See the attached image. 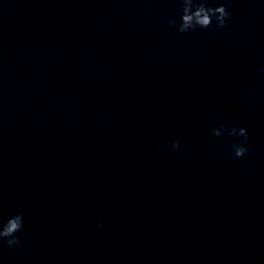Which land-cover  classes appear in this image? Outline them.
Masks as SVG:
<instances>
[{
    "label": "clouds",
    "instance_id": "obj_1",
    "mask_svg": "<svg viewBox=\"0 0 264 264\" xmlns=\"http://www.w3.org/2000/svg\"><path fill=\"white\" fill-rule=\"evenodd\" d=\"M180 20L179 23L175 19L163 18L164 22L172 28H175L179 33L194 32L197 29L206 30L215 24L217 29L227 26V22L231 17L225 5L210 6L209 0H179ZM264 71V69H262ZM213 136H236L243 138L240 143L232 144V153L235 157H243L249 149L245 146L248 140V129L245 127H235L231 125H221L220 128L212 129ZM173 149H179V141L171 142ZM102 227V225H97ZM24 230L23 213H18L7 219L6 222H0V242L5 244L9 249L16 248L21 245L22 241L18 235Z\"/></svg>",
    "mask_w": 264,
    "mask_h": 264
}]
</instances>
